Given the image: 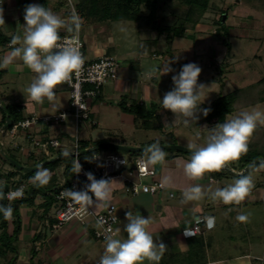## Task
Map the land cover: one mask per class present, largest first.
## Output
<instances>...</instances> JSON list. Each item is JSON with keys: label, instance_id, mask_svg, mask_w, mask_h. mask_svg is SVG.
<instances>
[{"label": "crops", "instance_id": "crops-1", "mask_svg": "<svg viewBox=\"0 0 264 264\" xmlns=\"http://www.w3.org/2000/svg\"><path fill=\"white\" fill-rule=\"evenodd\" d=\"M76 1L0 0L5 22L0 23V59L10 53L13 47L10 46L12 35L16 31H23V10L26 5L37 3L62 17H67L72 13V5L76 9ZM241 1L237 0V3ZM252 7L249 5V8L257 13L255 21L259 27L248 28L246 25L243 27L234 24L228 27V34L251 41L264 40V9H261L260 5ZM225 16L224 24L227 20V15ZM204 19L197 25L196 33H192L187 37L189 40H186L180 36L169 38L165 29L162 28L159 32L158 28L149 25L150 22L143 26L132 22L134 25H130L129 34L125 36L126 32L121 31L117 25L131 21L88 23L82 18L80 36L84 43L86 59L91 61L103 56H114L119 63L118 79L104 88L99 100L91 103L92 117L97 120V125L83 123L76 129L73 119H69L63 125L50 127L42 125L31 130L42 143L48 140L58 141L61 144L58 148L34 146L23 134L11 136L8 127L33 115H54L69 110L68 88L64 84L58 85L54 101L49 102L45 99L43 104H36L28 100L25 92L34 73L23 66L19 58L5 67H0V187L7 189L25 187L22 199L7 203L14 209L13 217L7 219L6 228L0 226V257L5 258V264H98L104 251V244L94 237L91 223L73 221L61 229L53 228L57 202H53L51 196L68 179L65 161L67 157H62L61 153L65 150L73 151L72 146L76 139L81 144L87 142L92 146L113 143L126 147H146L156 140L160 141L161 146L180 145L176 133L178 130H185L194 140L202 138L205 143L206 132L203 130H194L193 126L186 127L181 123L165 127L166 123L171 125L175 117L170 111L162 110L159 99H163L164 94L173 87L174 73L161 78L157 74L151 80L144 76L145 72L169 61L178 72L184 65V63L178 65L180 51H185L187 57L191 56L187 58L188 63H197L199 56L192 55L190 50L196 46L195 38L200 32L199 27L206 28L200 35H206L211 29L210 24L204 23ZM214 34L218 35L219 32ZM67 35L72 34L61 30V37ZM232 59V55L227 58L217 54L216 57L210 58L208 68L211 69L215 61L221 60H225L222 61V65L227 60V66H230ZM261 80L264 78L250 85ZM214 82V79L202 81L209 87ZM250 85L233 89L227 97L240 95L242 90ZM221 97L223 96L219 98ZM214 101L204 102L201 109L210 106ZM122 105L126 108L134 107L136 113L125 112ZM241 110L229 116L236 115ZM196 115L200 116L198 128L207 125L210 129L224 120L207 121L202 111ZM194 131H200L199 135L196 136ZM101 150H105L106 153L113 152V149L109 148ZM121 153L132 160L141 157L133 156L132 153ZM189 159L188 153L166 150L165 161L152 166L156 171L157 180L170 179L169 185L160 195H128L124 192L123 183L115 180L118 183L112 186L111 204L117 205L119 214L131 210L152 218L149 230L154 236V242H163L167 248L159 264L258 263V259L264 257V243L261 244L260 241V245H257L260 236L244 241L243 237H232L228 233L231 221L227 210L234 213L240 208V204L239 206L214 203L207 196L199 201L181 202L182 192L190 184L199 183L205 191L214 190L216 187L230 184L231 178H237L244 171L239 172L236 165L232 166L231 162L220 172L207 173L198 181H190L183 172V164ZM38 165H43L52 172V178L46 186L36 187L30 181ZM209 177L213 179L210 180ZM253 179L254 187L248 195L252 199L245 201L244 204L264 205L263 171L254 172ZM94 210L100 212L104 209ZM209 216L215 218V226L211 229L206 226L205 217ZM199 218L205 220L202 234L185 236V229L194 232L195 221ZM126 223V218H122L120 227L122 231L118 234L121 238L126 237V233L123 232ZM4 234L12 239L7 247L1 245V237ZM2 246L9 251L3 252Z\"/></svg>", "mask_w": 264, "mask_h": 264}, {"label": "clouds", "instance_id": "clouds-1", "mask_svg": "<svg viewBox=\"0 0 264 264\" xmlns=\"http://www.w3.org/2000/svg\"><path fill=\"white\" fill-rule=\"evenodd\" d=\"M23 31H16L12 35L10 53L0 59V67H5L19 58L23 66L27 67L34 76L31 83L25 88L28 100L43 104L45 99L54 101L58 85L72 84L73 77H80L85 58L79 48V31L82 27V17L75 11L69 16L62 17L37 3H31L23 10ZM0 23H5L3 9L0 7ZM61 30L71 33V37L61 40ZM121 31H126L122 28ZM99 67V66H98ZM202 68L195 62H189L181 66L177 72L171 66L170 61L144 73L146 79L151 80L157 74L161 78L164 75H172L173 87L166 92L163 99H159L162 110H168L174 114V124L181 123L186 127L196 124L199 117L197 112L202 111L207 117L210 108L201 109V105L209 96L210 87L198 82ZM73 95L80 96L79 84H75ZM259 124H264V111L252 109L241 110L236 115L225 116L223 122L214 127L197 128L206 132L205 143L187 144L190 150V159L183 164L184 175L190 181H198L207 173H217L231 162L239 161L249 151V142ZM199 135V131L197 132ZM77 158H72L73 154ZM62 157H71L72 172L80 174L82 165L78 153L65 150ZM166 151L163 150L159 140L151 143L143 149L140 164L141 170L155 166L165 161ZM88 161L97 159L95 155L85 158ZM122 163L126 164L123 160ZM248 174H241L234 182L224 187H216L214 190L205 191L199 183L190 184L182 192V203L199 201L206 197L214 203L223 205H239L250 194L254 187L253 173L264 170V160L252 163ZM87 183L80 190L65 189L63 196L78 204L81 218L92 214L90 209H109L113 195V184L118 183L112 179H97L92 172L86 174ZM52 178V172L43 165H38L32 177L31 183L36 187L46 186ZM209 179H213L209 177ZM170 179L165 178L161 187L169 185ZM24 196L23 187L8 191L0 187V201L7 199L13 201ZM14 209L11 204L0 203V215L4 219L13 217ZM127 223L123 227L126 237L118 234L121 228L112 229L105 227L106 221L98 217L95 227L104 233V251L100 255L98 264H159L167 248L163 242H154V236L149 227L152 224L150 216L145 217L139 211L131 210L125 213ZM206 226L211 229L215 226L214 217H205ZM249 216L241 213L236 216L239 222H247ZM190 229L184 230L185 236H193Z\"/></svg>", "mask_w": 264, "mask_h": 264}, {"label": "rangeland", "instance_id": "rangeland-1", "mask_svg": "<svg viewBox=\"0 0 264 264\" xmlns=\"http://www.w3.org/2000/svg\"><path fill=\"white\" fill-rule=\"evenodd\" d=\"M177 1L178 0H170L167 4L165 3V5L159 4L157 6L155 16L151 15V11L144 9V15L148 18H152V21L148 20V22H150L149 25L152 26V28H158V31L162 28L167 29L173 26L178 27L179 29V27L185 23L184 16L188 9L186 10L182 4L178 5L179 8H176L175 4ZM214 1L215 7L211 8L210 11L207 12L204 19V23L210 24L209 26L211 29L208 33H206V35H200L206 28L199 27L200 32L197 33L195 38L196 46H193L190 50L192 55L195 54L196 56H199L197 64L202 68V72L198 78V82L206 81L207 79L215 80V82L210 85V89L212 90L210 91L208 98L205 100V103L212 102L220 96L225 97L230 94L233 89L245 87L264 78V40L251 41L245 38H237L230 33L228 34V27L234 24H238L243 27L246 25L248 28H258V23L255 21L257 13L251 10L249 5L253 6L252 8H256L260 5V8L264 9V7H262L264 6V0H242L239 4L237 3V0ZM227 9H229V11ZM225 14L227 15L226 23L224 24V21H222L221 24H219V20L221 17L224 18ZM208 24L205 25L208 26ZM130 25H134V23L125 22L117 26L119 29H126L125 36H128V29L131 27ZM197 29L195 28L194 30H190L189 28L181 37L189 40L187 37L191 36L192 33H196L195 30ZM212 31H218L219 34L216 35L214 34L215 32ZM208 43H210V45H208ZM229 49L231 50L229 51ZM178 54H180L178 57V65L181 63L185 64L186 62L188 63V59L191 56L187 57L185 51H180ZM217 54L222 57L227 56V58L232 55L233 59L232 62H230V66H227V60L225 64L222 65V61L225 60H221V62L215 61L214 64H212L211 69L208 68L210 58L216 57ZM254 108L264 111V103L247 110L251 111ZM198 117L200 118V116ZM198 120L195 125L193 124L192 128H194V130L199 127ZM260 125L263 124H259L258 127ZM195 133L197 136V132ZM176 134L178 135V142L182 147L187 148L186 146L189 143H196L198 145L203 144L202 138L194 140L193 137L185 130H178V133ZM132 155L139 156L143 155V153H132ZM65 161L67 165L72 168L71 157H67ZM234 179L231 178L230 183L234 182ZM250 199H252L250 196L246 197L245 200L240 203V208L235 210L234 213H229L227 210V214L231 221V227L228 229L229 232H227L230 233L232 237H243L244 241H246V239H252L256 236H260L258 239L256 238L257 245H260V241L261 244L264 243V205H254L251 203L244 204L245 201ZM241 213L249 216L247 222L242 223L236 220V216ZM6 237L7 238L4 239L6 243L8 240H12L11 238L9 239L8 235H6ZM4 240H1V245L3 244L7 247L8 245L4 243ZM4 246H2V251L8 252L9 250L6 251ZM4 259V257H0V264L6 263ZM9 260L11 259H8V261Z\"/></svg>", "mask_w": 264, "mask_h": 264}, {"label": "built area", "instance_id": "built-area-1", "mask_svg": "<svg viewBox=\"0 0 264 264\" xmlns=\"http://www.w3.org/2000/svg\"><path fill=\"white\" fill-rule=\"evenodd\" d=\"M71 2V0H69ZM76 11L75 7L72 5V12ZM71 37V35L61 37L63 41L65 38ZM10 46H12L10 44ZM79 48L82 55L85 58L84 64L82 65V73L80 77H73L72 84L65 83L64 85L68 88L70 94L69 110L61 111L54 115L38 116L33 115L32 117L24 118L12 124L9 128V134L11 136H16L23 134L25 137L32 141L34 146H45V147H55L58 148L61 144L56 140H48L42 143L38 137H35L31 133L32 129L36 127L45 125H63L69 119H73L75 122L76 129L83 123H90L92 126L97 125V120L92 117L91 113V103L93 101L99 100L104 88L116 81L118 79V68L119 63L114 56H103L96 60H87L84 51V43L80 36L79 31ZM99 66V67H98ZM79 84L80 96L79 98L73 95L74 85ZM73 151L77 152L79 161L82 165V171L80 174H75L72 172L68 180L60 186L58 193L56 195L57 207L55 224L53 228L58 230L71 223L73 221H78L81 223H91L94 228V237L101 243L104 244V233L95 227V223L98 217H103L106 221L105 227L111 226L113 230L120 228L122 225V218L125 217V212L119 214V209L116 204H111L109 209H104L97 212L94 209L92 214L85 215L81 218L79 213V205L70 201L62 195L64 190L75 189L80 190L87 183L86 173L92 172L97 179H112L119 180L123 183L124 192L128 195L139 196V195H160L166 187H161L162 181L156 179V171L153 167L141 170L140 160L138 157L135 160L130 159L125 154L121 152H108L106 153L101 149H83L82 144L79 140L73 142ZM94 151L91 157L95 155L97 159L91 162L86 160L84 152ZM72 158H77L74 153ZM125 160L126 164L122 163ZM23 187L25 195V187ZM9 188L6 193L17 188ZM173 197V194L170 195ZM24 197V196H23ZM22 197V198H23ZM22 198L15 199L20 200ZM7 203L9 201L4 199ZM205 222L203 218H199L194 224V233L202 234V225ZM247 264H264V257L258 259V263L249 262Z\"/></svg>", "mask_w": 264, "mask_h": 264}, {"label": "trees", "instance_id": "trees-1", "mask_svg": "<svg viewBox=\"0 0 264 264\" xmlns=\"http://www.w3.org/2000/svg\"><path fill=\"white\" fill-rule=\"evenodd\" d=\"M170 0H77L76 9L78 14L86 20L88 23H102L108 21H131L139 26H143L148 22L152 21L151 17H146L143 13L144 9L151 11V15L155 16L157 11V6L160 4L165 5ZM182 4L187 10L185 13L184 20L185 23L182 24L179 29L178 27H169L165 29L168 32L169 38H174L176 36H182L189 28L194 30L198 24H200L205 15L211 8L215 7L214 0H178L175 4L176 8L178 5ZM223 21V18L219 20V24ZM190 24V25H188ZM164 31V30H163ZM264 103V80L250 85L238 96L221 97L214 101L210 106L211 111L207 115V121H213L215 119L223 120L225 116L232 115L235 111L249 108L255 106L256 104ZM122 108L127 113H136V109L126 108L122 105ZM17 122V121H16ZM11 125L8 127V129ZM83 149L91 148L96 149L98 145H90L89 143L82 144ZM112 150V149H110ZM117 152L116 150H112ZM94 151L84 152L86 157L92 155ZM142 156V155H141ZM264 160V125L259 126L253 133V136L249 142V151L246 155L242 156L239 161L232 162L231 165L238 168L239 172L243 174H248L251 170L250 165L252 163H259V161ZM263 175H264V170ZM72 174L71 166L67 165V177L69 178ZM68 180V179H67ZM59 189H56L55 194H52L51 199L53 202H57L56 195ZM4 205H7L6 201H0ZM17 203V202H15ZM7 219H4L0 215V226L6 228ZM6 234H4L1 239H6ZM10 242V240H8ZM8 242L6 243L8 245Z\"/></svg>", "mask_w": 264, "mask_h": 264}, {"label": "water", "instance_id": "water-1", "mask_svg": "<svg viewBox=\"0 0 264 264\" xmlns=\"http://www.w3.org/2000/svg\"><path fill=\"white\" fill-rule=\"evenodd\" d=\"M225 17L226 16H224L223 21H224ZM108 148L113 149V150H117L120 152H126V153H143V149L145 147H126V146L116 145L113 143H102L97 147V149H108ZM162 148L164 151L175 150V151H180V152L190 154V150L188 148L182 147L180 145H163ZM18 167L21 168L20 166H18ZM3 190L6 192L7 187H4Z\"/></svg>", "mask_w": 264, "mask_h": 264}]
</instances>
